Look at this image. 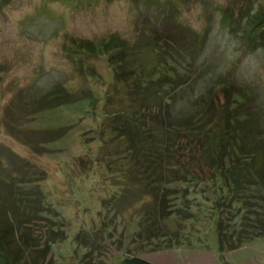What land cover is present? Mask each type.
<instances>
[{"label":"rangeland","instance_id":"obj_1","mask_svg":"<svg viewBox=\"0 0 264 264\" xmlns=\"http://www.w3.org/2000/svg\"><path fill=\"white\" fill-rule=\"evenodd\" d=\"M257 14L256 22H263L264 0H0V205L6 204L0 222L28 228L31 233L22 237L32 235L39 242L32 248L38 256L55 230L46 264H116L128 254L157 264H264V238L219 252L205 170L199 173L203 182L167 184L169 193L178 190L179 195L167 199L165 209L178 200L193 215L181 219L171 213L161 221L168 232L155 223L156 232L146 235L144 212L154 206L153 191H139L122 176L114 142L104 147L94 138L99 117L88 115L86 102L56 107L46 98L56 88L72 99L91 90L102 99L114 91L105 59L84 58L81 73L64 53L65 38L97 42L118 37L135 43L156 37L174 43L183 71L191 65L176 91L180 108L191 109L195 98L201 106L226 104L240 120H263L264 34L250 40L243 33ZM155 58L151 49L139 52L145 65ZM125 102L113 96L112 104L102 106L121 109ZM110 137L105 131L103 140ZM197 146L195 140L174 146L177 159L190 161L194 173L199 168L189 157ZM25 162L45 170L44 180L32 185V176L22 177ZM17 176L27 182L23 187L30 196L41 191L45 211L30 215L12 205L10 184ZM18 236L14 228L16 241Z\"/></svg>","mask_w":264,"mask_h":264},{"label":"trees","instance_id":"obj_2","mask_svg":"<svg viewBox=\"0 0 264 264\" xmlns=\"http://www.w3.org/2000/svg\"><path fill=\"white\" fill-rule=\"evenodd\" d=\"M258 14L250 21L251 27L243 29L244 36L250 40L252 35L264 34V21L256 22ZM63 42L64 53L81 73L85 70L84 58H104L112 74L108 85L114 91L105 93L102 99L92 90L90 95L72 99L68 93L62 94L56 88L55 91H48L46 98H50L56 107L86 102L88 115L94 119L99 117L100 122L93 130L94 138L104 147H108V142H114L113 145L117 146L114 155L122 176L136 183L139 191H153L154 206L144 212L146 235L156 232L153 230L155 223L168 232V227L161 221L169 218L171 213L181 219L193 215L188 205L178 200L176 206L165 209L166 200L179 195L178 190L169 193L167 184L193 180L203 182L199 173L205 170L209 175L203 184L212 187L210 208L219 252L232 251L253 239L264 238V118L240 120L237 110L228 109L226 104L214 106L210 101L207 106H201L195 98L190 103L188 100L191 109L184 111L180 108L182 97L176 91L182 78L191 73V65H186V71H183L179 56L172 50L174 43L169 40L150 37L130 43L123 38L109 37L92 42L68 37ZM146 48L157 55V59L148 63L149 66L139 62V52ZM89 77L94 81L100 79V75ZM226 90L227 86L223 84L221 91ZM113 96L126 101L121 109L107 110L102 106L108 101L112 104ZM105 131L113 137L103 140ZM254 135H258L259 141L253 138ZM180 140L188 144L195 140L198 145L196 153L189 157L199 168L198 173L189 169L190 161L186 164L175 156L179 146H174ZM31 149L37 151L39 147L31 145ZM108 154L107 158L113 153ZM110 161L113 160L107 162L109 167ZM98 162L101 163L100 160ZM22 167V177L32 176V185L44 180L46 171L42 168L26 162ZM20 179L21 176H17L10 184L14 196L12 205L19 212L25 207L24 211L27 210L30 215L45 211L48 206L41 191L39 196H30L27 188L23 187L27 182ZM3 206L5 208L6 204L0 205V212L4 210ZM6 222L5 226L0 222V264H46L43 259L54 241L55 230L50 231L49 237L39 247L42 254L38 256L33 255L32 248L39 242H35L32 235L22 237V234L28 235L31 231L28 228L24 230L20 223L14 226ZM14 228L20 235L17 241ZM20 239L24 246L19 244ZM116 264L157 263L128 254Z\"/></svg>","mask_w":264,"mask_h":264},{"label":"bare ground","instance_id":"obj_3","mask_svg":"<svg viewBox=\"0 0 264 264\" xmlns=\"http://www.w3.org/2000/svg\"><path fill=\"white\" fill-rule=\"evenodd\" d=\"M244 33V32H243ZM245 34V33H244Z\"/></svg>","mask_w":264,"mask_h":264}]
</instances>
